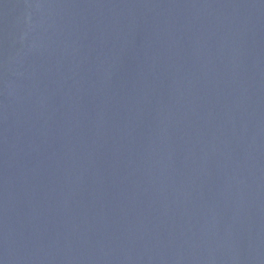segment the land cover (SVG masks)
Wrapping results in <instances>:
<instances>
[{
	"label": "water",
	"instance_id": "obj_1",
	"mask_svg": "<svg viewBox=\"0 0 264 264\" xmlns=\"http://www.w3.org/2000/svg\"><path fill=\"white\" fill-rule=\"evenodd\" d=\"M0 264H264V0H0Z\"/></svg>",
	"mask_w": 264,
	"mask_h": 264
}]
</instances>
